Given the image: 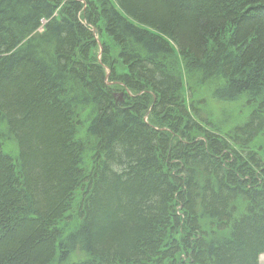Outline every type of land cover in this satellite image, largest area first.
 <instances>
[{
    "label": "trees",
    "instance_id": "trees-1",
    "mask_svg": "<svg viewBox=\"0 0 264 264\" xmlns=\"http://www.w3.org/2000/svg\"><path fill=\"white\" fill-rule=\"evenodd\" d=\"M61 1L0 0V264H261L264 0Z\"/></svg>",
    "mask_w": 264,
    "mask_h": 264
},
{
    "label": "rangeland",
    "instance_id": "rangeland-1",
    "mask_svg": "<svg viewBox=\"0 0 264 264\" xmlns=\"http://www.w3.org/2000/svg\"><path fill=\"white\" fill-rule=\"evenodd\" d=\"M66 1H68V0H66ZM66 1L62 0L61 3L64 4V3H66ZM85 4H86V7H87V3H85ZM94 4H95V2H94ZM94 7L97 8V6H95V5H94ZM80 15H81V13H80ZM46 22H47L46 19L42 20V27L40 28V30H43V26L46 24ZM92 27L93 28H90V30L94 33L95 38L99 42L100 40L98 38V34L96 33V28L94 26H92ZM105 42L107 43V41H105ZM99 48H100V52L97 51V58H98V60H101L102 53H103V51H102L103 44L102 43H101V45H99ZM174 48L176 49V46ZM117 71L120 74L124 73V68L122 69V67L117 65ZM109 73H110V71H109V69H107V74L109 75ZM159 79H161V78H159ZM113 82H115V81H113ZM115 83H118V82H115ZM116 85H118L119 87L122 86L121 84H116ZM124 93L125 92H123V90L121 88H118V90L115 93V95L117 97H119V99L122 100ZM240 103L241 104L245 103V100H240ZM187 106H190V104H187ZM242 109L246 110L245 107L239 105V102H236V103H233V102L223 103V102H220V101H217V100H215V101L212 100V102L208 101L205 104H202L198 108L200 113L201 112L204 113L206 111V114H208V115L213 117V120L215 122H212V121L211 122L213 123V125H216V127L220 126V128H217V130L220 129L221 133H225V130H227V129L232 130L233 128L236 127V125H240V123H244L243 121L246 120L247 113L243 112ZM187 111L190 113V112H192V109L189 108V110H187ZM83 118H84V120H86V118L84 116H83ZM206 120L208 121V120H210V118L207 117ZM186 121L188 122V124H190L191 123V118L186 120ZM220 121H222V122H220ZM204 126L207 127L208 125H204ZM85 131H86L85 126H82L80 132L78 131L77 138L78 139H81V138L84 139L85 138ZM259 260H260L261 264H264V254L260 255Z\"/></svg>",
    "mask_w": 264,
    "mask_h": 264
}]
</instances>
